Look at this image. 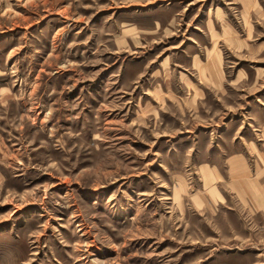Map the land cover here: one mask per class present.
I'll use <instances>...</instances> for the list:
<instances>
[{
	"label": "rangeland",
	"instance_id": "1",
	"mask_svg": "<svg viewBox=\"0 0 264 264\" xmlns=\"http://www.w3.org/2000/svg\"><path fill=\"white\" fill-rule=\"evenodd\" d=\"M0 264H264V0H0Z\"/></svg>",
	"mask_w": 264,
	"mask_h": 264
},
{
	"label": "crops",
	"instance_id": "2",
	"mask_svg": "<svg viewBox=\"0 0 264 264\" xmlns=\"http://www.w3.org/2000/svg\"><path fill=\"white\" fill-rule=\"evenodd\" d=\"M207 34L208 35H206V38H207V36H209V33H207ZM202 37H203V35H201V39H202ZM208 42H207V44H205L206 43L205 41L202 42L201 40H197L195 43H191V48H192L191 61H192V63L193 62L206 63L210 59L209 58L210 56H207V55H211L213 53H217L218 52L217 51L218 47H217V45L214 44L215 42L214 41H212L210 43H208ZM203 43H204V45H203ZM201 45L203 46L202 48L199 47ZM203 54L205 55L204 57L202 56ZM220 64L217 61L213 65V68L215 70H217L218 73L221 71V65ZM218 80H220V79H218Z\"/></svg>",
	"mask_w": 264,
	"mask_h": 264
}]
</instances>
